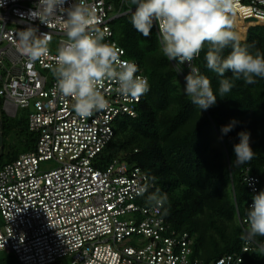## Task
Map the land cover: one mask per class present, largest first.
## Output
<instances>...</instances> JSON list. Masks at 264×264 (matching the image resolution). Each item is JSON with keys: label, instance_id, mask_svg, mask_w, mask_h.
Listing matches in <instances>:
<instances>
[{"label": "built area", "instance_id": "2783aa9c", "mask_svg": "<svg viewBox=\"0 0 264 264\" xmlns=\"http://www.w3.org/2000/svg\"><path fill=\"white\" fill-rule=\"evenodd\" d=\"M37 2L5 0L0 7L2 109L13 118L26 112L29 134L35 137L33 150L0 168V253L15 255L19 264H252L245 255L262 244L246 236L247 217H238L241 252L206 263L193 257L194 237L173 231L164 207L148 202L157 188L147 173L126 159L106 163L103 155L115 137L117 120L137 118L145 94L138 100L124 97L114 81H106L101 91L108 108L87 119L78 117L72 99L57 91L50 68L67 39L66 14L58 13L48 26L39 20L21 22L17 10L27 13ZM85 2L99 20L103 42L117 50L120 60L134 62L136 75L148 78L140 63L127 57L111 27L113 19L133 13L135 6L130 0H120L119 8L115 0ZM122 7L127 11L120 13ZM232 18L243 41L250 29L264 27V0H235ZM29 23L50 36L48 55L36 61L21 55L14 43L16 32ZM198 58L192 61L195 67ZM170 64L184 88L188 66L178 73L176 62ZM244 182L250 209L261 178L246 168Z\"/></svg>", "mask_w": 264, "mask_h": 264}, {"label": "trees", "instance_id": "16d2710c", "mask_svg": "<svg viewBox=\"0 0 264 264\" xmlns=\"http://www.w3.org/2000/svg\"><path fill=\"white\" fill-rule=\"evenodd\" d=\"M115 3L119 8L120 0ZM126 11L122 7L120 13ZM131 15L125 13L113 19L111 27L127 57L143 67L149 91L137 108V118L117 120L115 137L103 158L106 163L115 159L136 163L156 184V192L167 194L164 217L173 231L194 237L193 257L210 263L239 253L244 237L238 217H247L250 200L244 182L246 168L261 178L264 191V78L255 77L254 84L233 80L231 91L220 96L219 81L231 79L232 73L219 77L207 69L206 44L196 64L210 78L217 101L209 109L200 110L186 95L164 56L155 26L145 38L132 26ZM240 43L253 54H264V27L250 29ZM229 51L226 49L223 55ZM0 115L4 136L6 130L10 133L17 129L18 136L27 139L26 115L19 118V126L7 122L4 111ZM233 121L236 123L231 131L222 134V127ZM240 132L250 134L249 143L255 155L250 162L237 165L234 145L240 142ZM22 145L24 152L34 149L27 141ZM17 153L11 152L5 163L0 160V168L15 160L20 155ZM254 239L264 244V237ZM245 258L252 264H264V251L247 253Z\"/></svg>", "mask_w": 264, "mask_h": 264}, {"label": "clouds", "instance_id": "9594fccd", "mask_svg": "<svg viewBox=\"0 0 264 264\" xmlns=\"http://www.w3.org/2000/svg\"><path fill=\"white\" fill-rule=\"evenodd\" d=\"M131 4L135 6L131 15L135 30L147 38L155 24L164 56L176 62L178 73L183 72L181 66H188L184 91L200 110L209 109L217 101L210 78L192 65L206 44L207 69L219 77L232 73L231 79L219 81L220 96L231 91L233 80L242 79L246 84H254L255 77L264 78V54H253L246 46H241L240 36L234 30L235 0H131ZM4 6L5 0H0V7ZM17 12L21 22L39 20L46 26L58 13L66 14L64 28L67 39L58 48L55 64L50 68L57 91L72 99V108L81 119L108 108V100L101 91L106 81H114L124 97L138 100L149 91L148 79L136 75L138 66L134 62L120 60L117 50L103 42L104 32L96 26L99 20L85 0L72 3L69 0H38L36 7L27 13ZM15 35L17 50L30 61L48 55V33H40L29 23ZM226 49L230 51L224 56ZM235 123L223 126L222 134L231 131ZM238 135L240 142L234 145V162L242 165L250 162L255 153L249 143L250 134L240 132ZM167 200V194L159 192L148 197V202L158 209L163 208ZM247 224L248 238L264 237V191L253 196ZM260 250L264 251V244Z\"/></svg>", "mask_w": 264, "mask_h": 264}, {"label": "rangeland", "instance_id": "374dc122", "mask_svg": "<svg viewBox=\"0 0 264 264\" xmlns=\"http://www.w3.org/2000/svg\"><path fill=\"white\" fill-rule=\"evenodd\" d=\"M185 92V91H184ZM2 108L0 107V114L2 112ZM5 118L7 122H10V124L17 126L19 123L18 120H20L19 118H13L8 116L5 112ZM21 116L23 117L24 115L27 116L26 112H20ZM28 119V118H27ZM19 126V125H18ZM4 136V135H3ZM24 136L19 137L18 136V130L17 129H13L10 133L6 130L5 136H4V152L1 158V163H5L8 160V155L12 152H15L17 154H22L24 152V147H23V143L24 142H28L30 145H34L35 147V141H31L32 137L29 134L28 136H26V140L25 138H23ZM35 138V137H33ZM2 222V218L0 216V224ZM19 264L17 258L15 257V255L13 254H7L5 252H1L0 253V264Z\"/></svg>", "mask_w": 264, "mask_h": 264}, {"label": "water", "instance_id": "95a60500", "mask_svg": "<svg viewBox=\"0 0 264 264\" xmlns=\"http://www.w3.org/2000/svg\"><path fill=\"white\" fill-rule=\"evenodd\" d=\"M3 152H4V136H3V124L0 115V160L2 158Z\"/></svg>", "mask_w": 264, "mask_h": 264}]
</instances>
